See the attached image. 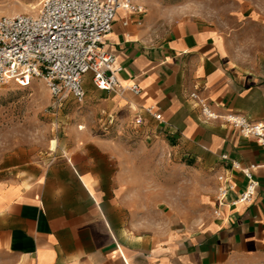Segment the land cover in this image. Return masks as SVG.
<instances>
[{"label":"crops","instance_id":"crops-1","mask_svg":"<svg viewBox=\"0 0 264 264\" xmlns=\"http://www.w3.org/2000/svg\"><path fill=\"white\" fill-rule=\"evenodd\" d=\"M144 2L148 13L117 12L105 44L120 82L141 92L100 89L87 75L53 158L0 175V264H232L264 249V148L223 118L206 119L200 104L264 120V53L240 62L227 21L240 25L243 3L233 0L226 18L165 27ZM252 21L262 24L257 11ZM231 161L259 165L249 205L231 204L247 184ZM224 172L236 190L217 217Z\"/></svg>","mask_w":264,"mask_h":264},{"label":"built area","instance_id":"built-area-1","mask_svg":"<svg viewBox=\"0 0 264 264\" xmlns=\"http://www.w3.org/2000/svg\"><path fill=\"white\" fill-rule=\"evenodd\" d=\"M119 10L129 14L146 12L137 0H43L35 14L0 16V88L11 81L28 86L35 79H44L59 103L70 95L82 103L86 97L84 80L90 74L100 89L139 94L138 84L126 86L120 82L123 68L115 65V56L105 48ZM192 97L198 99L196 93ZM200 104L206 119L223 118L264 148V120L251 121L233 112L221 116L204 100ZM146 111L156 119L162 117L152 107ZM142 122L138 116L136 123ZM223 159L229 160L227 155ZM231 167L247 179L245 189L231 204H251L260 187L254 174L259 165L243 166L239 161H231ZM217 182L214 215L219 217L236 184L226 172L217 175Z\"/></svg>","mask_w":264,"mask_h":264},{"label":"rangeland","instance_id":"rangeland-1","mask_svg":"<svg viewBox=\"0 0 264 264\" xmlns=\"http://www.w3.org/2000/svg\"><path fill=\"white\" fill-rule=\"evenodd\" d=\"M43 0H0V16L19 13L35 14ZM149 11L144 0H138ZM164 13L165 27L182 17L202 16L226 18L227 8L233 0H149ZM243 12L240 25L228 20L229 32H236L240 42V62L253 66L264 53V0H240ZM254 11L260 16V25L252 21ZM59 103L49 91L44 79H35L28 86L15 81L0 88V175L4 169L20 165L17 169L37 163L47 164L58 150V137L70 123L69 115L82 105L76 98ZM67 101L69 102L67 105ZM82 108L80 109V111ZM68 115V116H67ZM57 147L51 149V142ZM232 264H264V249L257 255L238 259Z\"/></svg>","mask_w":264,"mask_h":264},{"label":"bare ground","instance_id":"bare-ground-1","mask_svg":"<svg viewBox=\"0 0 264 264\" xmlns=\"http://www.w3.org/2000/svg\"><path fill=\"white\" fill-rule=\"evenodd\" d=\"M57 147V141L56 140H53L52 142H51V149H55Z\"/></svg>","mask_w":264,"mask_h":264}]
</instances>
